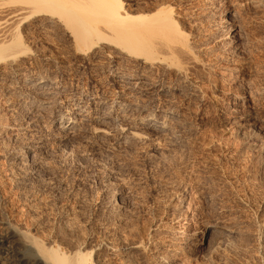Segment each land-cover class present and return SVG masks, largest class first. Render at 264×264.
I'll use <instances>...</instances> for the list:
<instances>
[{"label":"rangeland","instance_id":"1","mask_svg":"<svg viewBox=\"0 0 264 264\" xmlns=\"http://www.w3.org/2000/svg\"><path fill=\"white\" fill-rule=\"evenodd\" d=\"M123 3L132 16H155V23L166 16L173 19L177 34L167 31L173 34L168 39L189 44L182 48V60L186 58L182 62L195 67H191L192 78L199 83L204 100L175 101L182 113L177 129L181 138L169 147L126 144L107 151L92 138L79 142L75 137L77 141L68 147L50 137L47 150L37 151L42 166L37 170H14L0 158V233L10 235L11 222L42 242L52 238L63 247L71 237L89 245L97 240L119 246L136 242L138 250L128 264H264V0ZM228 33L242 41L234 44L226 39ZM31 43L42 55L53 57L64 44L57 39ZM70 57L63 59L70 61L69 69L75 68ZM133 70L127 69L128 73ZM103 77L109 79L108 70ZM84 85L92 89L87 82ZM244 95L252 99V115L239 100ZM4 114L0 108L3 122ZM0 141L1 153L9 143ZM20 174L27 178L28 189L18 184ZM219 219L236 224L240 234L221 240L216 230L209 232V225ZM11 236L16 245L22 244ZM217 239L221 241L215 244ZM121 257L104 249L99 260L125 264Z\"/></svg>","mask_w":264,"mask_h":264},{"label":"bare ground","instance_id":"2","mask_svg":"<svg viewBox=\"0 0 264 264\" xmlns=\"http://www.w3.org/2000/svg\"><path fill=\"white\" fill-rule=\"evenodd\" d=\"M155 21V16L150 19L128 14L123 0H0V108L5 112V121L0 120V137L9 143L8 148L1 149L0 158L7 160L14 170L36 169L40 165L36 159L37 151L47 150L46 142L50 137L59 139L68 147L77 141L75 137L79 142L92 138L107 151L126 144L155 149L177 142L182 113L174 106L175 101L181 99L185 104H194L196 100L203 101L204 96L199 83L193 81V66H187L189 62L183 64L186 58L182 60V48L187 47V41L168 39L176 33L172 28L177 24L167 16L160 18L158 23ZM37 33L40 34L37 35L38 42L49 43L56 39L63 42L59 55H42L38 49L32 48L31 42L37 43V36L33 37ZM159 34L165 39H159ZM226 39L233 40L234 44L241 40L229 33ZM68 55L75 68L69 69L70 61L63 59ZM127 66L134 68V72L128 73ZM107 70L108 80L103 77ZM84 82L92 89H87ZM239 100L252 115L253 105L249 103L252 99L244 95ZM23 140L33 142L24 143ZM23 174L17 181L28 189L29 182ZM10 223L11 237H16L22 244L16 245L10 235L0 233V264H101L99 258L104 249L121 255L128 264L130 255L138 250L136 242L119 246L97 240L96 244L89 245L73 241L72 237L63 247L52 238L42 242L27 230ZM235 225L219 219L209 225L208 231L216 230L217 235L222 236L221 240H226L239 233Z\"/></svg>","mask_w":264,"mask_h":264}]
</instances>
